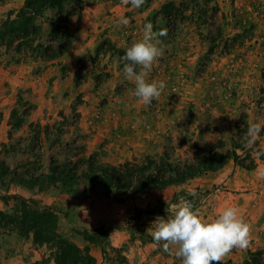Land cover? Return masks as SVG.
Wrapping results in <instances>:
<instances>
[{"label":"rangeland","instance_id":"obj_1","mask_svg":"<svg viewBox=\"0 0 264 264\" xmlns=\"http://www.w3.org/2000/svg\"><path fill=\"white\" fill-rule=\"evenodd\" d=\"M148 1L132 8L128 0H87L67 19L70 48L48 62L17 63L12 52L1 50L0 162L10 169L24 168L27 159L45 163L49 145L58 144L63 132L62 141L72 143L73 153L84 146L87 155L99 151L112 162L167 148L185 159L195 141L216 146L235 139L240 161L253 166L230 159L213 171L222 180L209 186L181 183L167 198L158 189L30 190L7 179L0 183V264H57L49 245L35 243L33 233L8 221L19 204L11 195L34 198L56 211L59 232L81 247L89 245L99 264H182L175 245L165 252L163 242L152 238L154 222L171 218L181 198L190 200L204 220L235 206L250 226L249 246L233 249L222 263H242L249 251H264V156L257 154L264 151V131L255 146H245L248 126L264 125V0ZM167 1L179 7L170 23L158 12ZM24 2L0 0V24ZM121 16L129 17L127 26L116 25ZM149 22L154 31L167 32L159 37L164 55L149 73L150 81L163 80L166 87L145 105L122 69L126 49L142 38ZM44 30L49 37L47 24ZM15 107L26 124L12 119ZM39 127L44 129L40 135ZM90 236L98 241L89 242Z\"/></svg>","mask_w":264,"mask_h":264},{"label":"trees","instance_id":"obj_2","mask_svg":"<svg viewBox=\"0 0 264 264\" xmlns=\"http://www.w3.org/2000/svg\"><path fill=\"white\" fill-rule=\"evenodd\" d=\"M86 3L87 0H25L14 16L11 13L0 24V60L3 48L12 52L11 60L17 63L28 58L43 62L58 58L70 48L67 19L83 10ZM50 9L54 10V14L46 16ZM178 10L175 2L167 1L158 12L164 16V21L170 23L173 15L176 16L174 11ZM44 24H47L51 33L49 37H45ZM15 117L20 126L26 124L27 119L20 116L19 107L12 111V119ZM42 133L44 129L39 127L38 135ZM63 135L65 133L62 132L58 144L49 145L52 153L44 164L40 160L27 159L24 168L18 165L10 169L4 162H0V183L9 179L30 190L60 187L77 193L82 186L84 192L89 188L107 193L149 192L154 189L163 190L209 171L219 170L230 159L244 167L253 166H246L240 161L238 148L241 145L235 139H232L231 145L220 143L216 146L195 141L185 159L177 157L174 148H167L162 153L112 162L105 161L99 151L87 155L84 146L78 147L79 151L73 153L72 143L63 142ZM180 145L183 146L182 143ZM57 146L58 150L54 151ZM37 164H42L44 168L37 171ZM11 196L18 200V209L16 213L2 215V218L6 216L20 231L33 233L35 243L49 245L57 264H99L91 254L89 245L81 247L59 232L56 211L50 207H41L34 198ZM86 239L92 243L98 241L94 236ZM222 264H264V251H249L242 263L229 260Z\"/></svg>","mask_w":264,"mask_h":264},{"label":"clouds","instance_id":"obj_3","mask_svg":"<svg viewBox=\"0 0 264 264\" xmlns=\"http://www.w3.org/2000/svg\"><path fill=\"white\" fill-rule=\"evenodd\" d=\"M132 8H139L144 0H128ZM129 17L121 16L117 26H127ZM165 30L154 31L149 22L143 25L142 38L129 46L123 59L122 75L134 83L133 94L145 105L158 99L166 87L165 81H150L149 73L157 58L164 55L159 37L166 36ZM264 125L259 122L250 124L245 134V146H255ZM264 156V151H258ZM264 175V173H262ZM195 196L196 193H193ZM171 218L160 217L154 223L153 241L162 243L163 250L169 252L175 245V255L182 264H222L223 258L233 249H244L250 243V226L243 220L235 206L223 208L215 218L202 219L195 211L193 203L185 198L174 205Z\"/></svg>","mask_w":264,"mask_h":264},{"label":"crops","instance_id":"obj_4","mask_svg":"<svg viewBox=\"0 0 264 264\" xmlns=\"http://www.w3.org/2000/svg\"><path fill=\"white\" fill-rule=\"evenodd\" d=\"M219 172H213L212 173H209V174H206L204 176H199V177H195L193 179H190L187 183H183L182 185L184 186H203V185H206V186H209L211 185L212 183L214 182H217L218 180H222V176L221 174H218ZM221 176V177H220ZM181 184H178V185H172V186H169L163 190H160V197L162 194H165L166 198L172 194V192H174V188H178L180 187Z\"/></svg>","mask_w":264,"mask_h":264}]
</instances>
